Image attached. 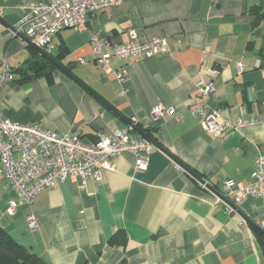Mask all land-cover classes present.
Here are the masks:
<instances>
[{
    "label": "crops",
    "instance_id": "0c3cea01",
    "mask_svg": "<svg viewBox=\"0 0 264 264\" xmlns=\"http://www.w3.org/2000/svg\"><path fill=\"white\" fill-rule=\"evenodd\" d=\"M48 1L0 0V72L6 64L15 76L0 90L3 116L86 143L129 127L126 121L136 117L140 129L233 204L223 185L251 183L264 155V120L220 140L189 110L204 104L197 91L213 82L211 104L223 119L236 124L264 117V18L254 16L255 8L264 14V0H128L90 15L85 31L68 29L54 38L50 56L63 70L54 65L23 80L21 68L42 57L9 26L20 24L26 5ZM130 30L143 40L165 38L169 52L114 61L112 69L128 72L123 86L93 61L90 42L98 34L126 43ZM157 106L174 108L181 119L155 121ZM171 156L155 148L143 172L125 153L102 182L70 178L41 192L32 207L18 200L0 163V227L44 264H264V247L243 217ZM12 201L18 202L14 215ZM238 209L264 225L262 200L248 199ZM31 212L35 232L27 225Z\"/></svg>",
    "mask_w": 264,
    "mask_h": 264
},
{
    "label": "built area",
    "instance_id": "2783aa9c",
    "mask_svg": "<svg viewBox=\"0 0 264 264\" xmlns=\"http://www.w3.org/2000/svg\"><path fill=\"white\" fill-rule=\"evenodd\" d=\"M126 1L128 0H49L26 5L25 15L16 29L46 54L51 55L54 49L53 40L62 31H85L90 15ZM211 1L216 3L218 0ZM129 37L130 40L126 43L113 44L110 40L94 34L90 42L93 61L103 68L110 69L111 74L123 86L128 83V72L125 67L112 69L114 61L127 64L135 58L161 57L169 52L165 38L143 40L136 30H130ZM78 63L86 65L88 61L80 59ZM237 67L241 73L242 65L238 64ZM210 72L212 75L218 73L215 70ZM14 79L11 68L3 65L0 72V90ZM215 92L213 82L202 84L196 96L203 100L204 104L189 110L192 115L199 117L201 125L212 137L225 140L232 131L256 125L264 120V117L240 118L233 124L223 119L220 109L211 104ZM152 115L155 121H160L166 116L174 117L178 121L181 119V116H175L174 108L164 106L155 107ZM130 121L137 125L136 117H132ZM133 133L130 127L118 128L110 134L99 135L94 142L86 143L72 134H60L41 128L37 124L15 123L5 118L0 111L1 171L18 200L32 207L41 192L54 189L59 183H65L70 178L102 182L104 173L114 170L113 160L125 153L135 157V168L138 171H147L155 147L141 137L133 138ZM223 191L227 195H234L232 202L237 207L248 199L264 202V155L258 156L249 185L238 187L234 181L227 180ZM217 202L220 203L221 200L218 198ZM17 206V201L10 203V215H14ZM229 210L233 211L231 207ZM256 224L264 232V225ZM27 225L31 232L39 228L37 217L32 212L27 217Z\"/></svg>",
    "mask_w": 264,
    "mask_h": 264
},
{
    "label": "trees",
    "instance_id": "16d2710c",
    "mask_svg": "<svg viewBox=\"0 0 264 264\" xmlns=\"http://www.w3.org/2000/svg\"><path fill=\"white\" fill-rule=\"evenodd\" d=\"M256 20L263 19V15L258 14V8L254 9ZM54 68V65L44 58H39L34 62L25 64L20 72L23 74L21 79H28L31 75L38 76L46 74ZM140 128V127H139ZM142 129V128H141ZM149 135H152L150 130L142 129ZM114 241V240H113ZM114 243V242H112ZM0 264H44L43 261L22 244L16 242L10 235L0 227Z\"/></svg>",
    "mask_w": 264,
    "mask_h": 264
},
{
    "label": "water",
    "instance_id": "95a60500",
    "mask_svg": "<svg viewBox=\"0 0 264 264\" xmlns=\"http://www.w3.org/2000/svg\"><path fill=\"white\" fill-rule=\"evenodd\" d=\"M10 30L17 35V37H19L20 39H22L29 47L33 48L35 51H37V53L44 59L48 60L50 63H52L53 65H55L57 68L62 69V67L60 65H58L54 59L46 54L41 48L37 47L36 45H34L32 42H30L25 36H23L21 33H19L17 31L16 28L14 27H10ZM109 107V106H107ZM128 126L133 130L134 133L138 134L143 140L147 141L148 143L152 144L156 149L168 154L169 156H171L160 144H158L153 137H151L149 134H147L146 132H144L143 130H141L137 125H134L133 123L126 121ZM171 158H173L175 160V162L181 167L183 168L187 173H189L194 179H196L199 183H201L206 189H208L210 192H212L215 196H217L221 201L225 202L229 207H231L234 211H236L237 213H239L243 219L245 220V222L251 227V229L254 231V233L256 234V236L258 237L259 241L262 243L263 247H264V240H263V236H264V232L263 230L260 228V226H258L255 222H253L252 220L248 219L247 217H245L241 211L238 209L237 206H235L234 204H232L225 196H223L222 194H220L218 191H216L211 185H209L205 180H203L202 178H200L196 173H194L193 171H191L190 169H188L185 165H183L180 161H178L177 159H175L173 156H171Z\"/></svg>",
    "mask_w": 264,
    "mask_h": 264
}]
</instances>
